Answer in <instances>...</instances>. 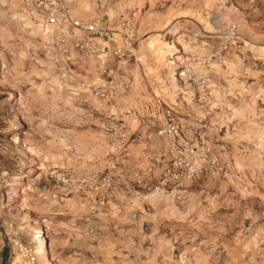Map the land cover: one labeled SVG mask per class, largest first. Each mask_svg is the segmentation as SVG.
Returning a JSON list of instances; mask_svg holds the SVG:
<instances>
[{"label": "rangeland", "instance_id": "obj_1", "mask_svg": "<svg viewBox=\"0 0 264 264\" xmlns=\"http://www.w3.org/2000/svg\"><path fill=\"white\" fill-rule=\"evenodd\" d=\"M86 4L0 0V264H264V0Z\"/></svg>", "mask_w": 264, "mask_h": 264}, {"label": "crops", "instance_id": "obj_2", "mask_svg": "<svg viewBox=\"0 0 264 264\" xmlns=\"http://www.w3.org/2000/svg\"><path fill=\"white\" fill-rule=\"evenodd\" d=\"M88 1L92 2V5L94 7H98V8H103L104 5L107 3V0H76V5L78 8H84L86 6H88V4H86ZM68 27H73V25L71 23L67 24ZM106 45L108 46L109 50L108 53L106 54L105 57H98L95 60V65L97 68V71L99 72L98 75H120L119 72H122V75H124V78H126L128 81L131 77L133 78H140L144 81H148L150 83H157V81L162 82V84H166L167 83V79L169 75H132L131 73V69H130V65L127 64L126 60H122L120 62H114L112 55L114 54L115 50L110 48V43L105 42ZM82 63V59H79V64ZM114 65H116L115 68ZM114 79L116 80H120V78L115 77ZM117 87H120V85H118Z\"/></svg>", "mask_w": 264, "mask_h": 264}, {"label": "built area", "instance_id": "obj_3", "mask_svg": "<svg viewBox=\"0 0 264 264\" xmlns=\"http://www.w3.org/2000/svg\"><path fill=\"white\" fill-rule=\"evenodd\" d=\"M68 9L66 7H61V9H57L56 6H54L51 9V12L49 16L47 17V21L49 23H57L61 19H66L68 16ZM74 26L78 27L79 29L86 31L88 33H94L99 36H102L104 34L103 28L99 25L98 22L93 23H85L82 20H75L73 21ZM105 48L101 47V51H104Z\"/></svg>", "mask_w": 264, "mask_h": 264}]
</instances>
